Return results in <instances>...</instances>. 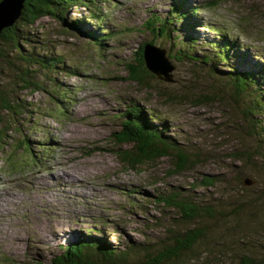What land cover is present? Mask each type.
I'll return each mask as SVG.
<instances>
[{
    "label": "rangeland",
    "instance_id": "rangeland-1",
    "mask_svg": "<svg viewBox=\"0 0 264 264\" xmlns=\"http://www.w3.org/2000/svg\"><path fill=\"white\" fill-rule=\"evenodd\" d=\"M178 3L199 11L173 19L170 8ZM158 20L165 25L159 36L146 27ZM66 22L77 26L48 16L26 26V51L57 56L58 63L36 77L44 90L20 89L27 109L0 150V264H51L61 244L88 235L112 247L134 240L152 251L171 243V231L194 226L204 234L188 253L190 264H228L244 252L263 258L264 133H252L243 117L246 99L197 60L225 36L233 56L219 68L264 69V0H100L94 12L70 8ZM144 42L180 56L169 58L171 81L149 71L143 85L128 80L125 63ZM131 103L145 116L156 114L151 123L169 128L164 133L189 153L191 166L174 172L166 156L136 168L122 164L116 152L130 144L115 143L113 133ZM207 174H221L225 183L199 185ZM235 174L245 193L232 203ZM245 178L254 183L243 184ZM173 189L218 202L216 217L184 222L155 199Z\"/></svg>",
    "mask_w": 264,
    "mask_h": 264
},
{
    "label": "trees",
    "instance_id": "trees-1",
    "mask_svg": "<svg viewBox=\"0 0 264 264\" xmlns=\"http://www.w3.org/2000/svg\"><path fill=\"white\" fill-rule=\"evenodd\" d=\"M100 0H25L20 10L19 16L14 22L0 32V63L5 65V69H0V73L5 74L2 80L0 79V150L6 145V138L10 136L15 129L24 111H26V103L18 98V93L26 89L44 90L42 84L43 79L40 77L43 72H54L58 58L50 57L31 52L22 46L26 42V26L35 24L44 16L51 17L64 25L66 28L74 30L77 22H66V16L69 14L70 8L83 7L94 8ZM182 6H171V17L173 19H188L189 13L199 11L196 6H190L186 10H182ZM152 21L156 19L151 16ZM156 23H160L159 20ZM172 23V21H171ZM150 30L156 35H163L165 25L147 22ZM193 25L194 23H189ZM188 26V25H187ZM212 28V27H211ZM213 29V28H212ZM226 34V32H224ZM220 44H214L217 48L212 53L205 52L198 63L205 66L210 77L224 80L228 86L233 88V94L237 99H246V105L241 111L243 117L250 123L252 133L255 135H263L264 133V69L259 72L241 71L238 69L228 68L224 71L219 63L225 62L231 53L233 42L225 39ZM187 40V39H186ZM233 39H231L232 41ZM23 42V43H22ZM146 42L140 43L133 51V57L126 62V77L128 80L135 82L138 85L145 83V73L147 69L144 66L143 46ZM218 43V42H216ZM239 46V44H237ZM184 54V53H183ZM169 58L180 59L174 53H167ZM188 59L195 60L190 54H184ZM242 55V54H241ZM235 56V54H234ZM2 66V65H1ZM48 84L52 85L57 91L55 79L52 76L47 78ZM53 91V92H55ZM126 115L122 118L121 128L113 133L115 143L123 146L130 144L129 148L117 150V156L122 164L129 168L139 167L152 160L160 157H170L172 161V170L179 172L193 164L189 153L184 150L177 141H174L164 132L169 128L164 124L153 125L150 119H153L156 114L149 113L148 116L142 114V109L138 104L131 103L130 108L125 112ZM158 116V115H157ZM160 117V116H159ZM156 118V117H155ZM164 122V120H161ZM4 127V128H3ZM264 146V137H260ZM26 140V138H25ZM22 146H26V142ZM24 146V147H25ZM26 150V147H25ZM264 158V153L259 154ZM244 156V155H243ZM248 161L252 156H245ZM256 168H261L256 166ZM241 167L236 169L239 172ZM264 175V165L262 168ZM241 172V171H240ZM239 172V173H240ZM225 179L221 174H207L200 179L202 186H216L219 183H225ZM233 189L235 192L236 202L244 194L242 181L239 174H235L233 180ZM235 189V190H234ZM264 192V183L262 186ZM234 197V195H233ZM155 199L158 204L175 208L180 213L181 220L184 222L206 221L207 218L216 217L218 212V202L206 203L197 201L196 197L189 194H182L178 189H173L167 192L161 191L156 194ZM132 206L135 204L133 200H129ZM242 210V209H241ZM240 210V211H241ZM237 209L234 211L236 214ZM205 219V220H204ZM202 224V222L200 223ZM199 225V224H198ZM203 226H194L184 232L171 231V236L168 238L171 243H164L162 248H155L152 251L145 248L144 243L138 241H125L122 247H112L106 243L104 238L94 236H84L82 238L73 239L68 243L60 245V251L54 254L51 259V264H190L192 247L203 240ZM95 232L98 231L94 229ZM90 231V230H89ZM146 249V251H144ZM228 264H264L263 258H256L254 255L244 252L242 255L235 258Z\"/></svg>",
    "mask_w": 264,
    "mask_h": 264
},
{
    "label": "water",
    "instance_id": "water-1",
    "mask_svg": "<svg viewBox=\"0 0 264 264\" xmlns=\"http://www.w3.org/2000/svg\"><path fill=\"white\" fill-rule=\"evenodd\" d=\"M25 0H0V32L3 28L10 26L19 16ZM143 60L145 68L159 79L171 81L170 72L174 65L171 63L167 51L151 42L143 46ZM254 181L245 178L243 184L250 185Z\"/></svg>",
    "mask_w": 264,
    "mask_h": 264
},
{
    "label": "bare ground",
    "instance_id": "bare-ground-1",
    "mask_svg": "<svg viewBox=\"0 0 264 264\" xmlns=\"http://www.w3.org/2000/svg\"><path fill=\"white\" fill-rule=\"evenodd\" d=\"M25 146V145H24Z\"/></svg>",
    "mask_w": 264,
    "mask_h": 264
}]
</instances>
